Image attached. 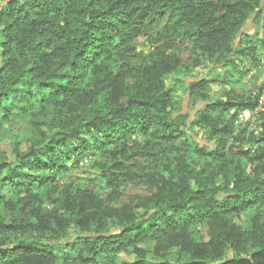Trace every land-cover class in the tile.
<instances>
[{
  "label": "trees",
  "instance_id": "trees-1",
  "mask_svg": "<svg viewBox=\"0 0 264 264\" xmlns=\"http://www.w3.org/2000/svg\"><path fill=\"white\" fill-rule=\"evenodd\" d=\"M0 4V264H264V140L236 135L263 95L234 90L264 61V0ZM201 67L226 97L188 83ZM86 162L97 193L74 181ZM144 184L136 207L103 199Z\"/></svg>",
  "mask_w": 264,
  "mask_h": 264
},
{
  "label": "rangeland",
  "instance_id": "rangeland-1",
  "mask_svg": "<svg viewBox=\"0 0 264 264\" xmlns=\"http://www.w3.org/2000/svg\"><path fill=\"white\" fill-rule=\"evenodd\" d=\"M3 4H0V9ZM243 33L245 35L254 36L259 33V29L256 25V22L253 20L248 21L245 24L243 29ZM186 59V57H185ZM245 76L241 81L240 86H238L235 90L237 95H258L262 92V100L264 101V61L259 69L249 71H245ZM226 77V71L220 70L216 74H211L209 69L206 67H201L196 70V72L187 78L188 83H194L201 79H209L212 81V89L214 94L219 99L226 97L227 93L231 90L230 85H225L221 82V79ZM264 105V102H263ZM201 106V103H195L189 99L188 94L184 91L181 93V101L178 107V112L176 113V117L182 120L187 128L185 131L188 135L194 140L195 143L201 145L206 149H211L213 143H208L203 135V133L199 130H192L190 127L192 126V122L194 120L195 113L197 109ZM262 112L263 115H259ZM238 132L236 135L244 137L247 140V143L242 145H238L243 149H252V145L248 142L252 136H258L264 140V108H260L255 112H243L239 116V121L237 122ZM241 139V138H240ZM7 144V143H6ZM5 144V145H6ZM257 147V146H256ZM5 150H9V146H5ZM134 167H142L145 165V162L142 159L133 161ZM98 173H102L100 170H94L93 166H91V162L84 163L79 171L73 174L74 181L76 184L83 186L86 190L97 193L99 190V181L96 180V176ZM105 192L103 195V199L107 202V204L112 208H123V207H136L141 198L148 197L156 192L153 185L144 184L141 186H133L129 185L123 188H120L117 194H108ZM205 233V231H204ZM123 261H131V257H122Z\"/></svg>",
  "mask_w": 264,
  "mask_h": 264
}]
</instances>
